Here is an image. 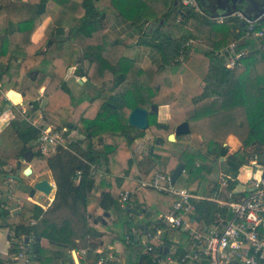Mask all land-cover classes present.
I'll return each instance as SVG.
<instances>
[{
    "label": "trees",
    "instance_id": "obj_1",
    "mask_svg": "<svg viewBox=\"0 0 264 264\" xmlns=\"http://www.w3.org/2000/svg\"><path fill=\"white\" fill-rule=\"evenodd\" d=\"M50 1L78 22L68 28L61 40L54 38L53 25L48 24L39 46L32 43L31 36L47 17V0H8L4 5L0 4V88L12 90L8 91L11 95L20 93L19 97L26 105H33L31 109L27 106L28 117L44 110V118L54 128H65V136L68 131L76 130L83 139L71 141L69 149L43 156L34 151L38 130L21 122L14 111V118L5 128L4 135L11 142L10 146L18 145L16 158L26 150H32L31 169L36 175L49 172L55 193L48 208L31 205L24 207L21 215L10 216L3 207L12 203L7 199L10 192L13 191L17 198H26L27 190L26 187L11 190L4 185L5 174L9 175L14 169L0 170V219L15 239H10L9 254H16L19 241L34 237L33 264H73L71 257L51 255L40 241L45 239L62 249H75V240L79 239L87 260L93 261L98 256L97 249L119 238L116 228H106L108 223H113L121 225L120 228L126 225L128 241H121L139 260L143 248L130 232L129 221L134 217L128 212L130 207L119 204L122 190H134L131 202H135L142 190L149 189L137 188L138 177L151 181L157 173L169 176L182 163L187 175L184 188L197 195L204 190L206 182L217 187L214 174L219 170L220 158H225L227 171L223 174L234 177L248 163L249 154L264 155V37H244L243 28L231 20L214 26L213 20L199 18L189 8L176 5V0H162L165 5L162 9L148 7L147 3L153 4L157 0ZM171 13L179 14L182 22L171 19ZM107 14L127 20L139 34L134 46L156 51L157 63L143 68L136 59L120 57L111 63L104 58L101 55L102 37L97 34L105 28ZM152 21L157 22V27L146 33L144 26ZM189 39L199 40L202 45H194L189 52L190 47L185 46ZM231 41L237 43V50L245 52L240 66L232 69L224 67V59L214 54ZM130 48L126 46L125 51L129 52ZM79 51L81 58L76 76L85 78L87 87L98 86L100 89L89 99L75 95L67 87L64 73L59 71L60 66L64 70L73 66ZM179 56H182L181 60L177 59ZM48 63L51 66L48 67ZM181 64L186 66L182 74L172 75L171 70ZM25 78L29 79V85L21 89ZM59 92L67 100L53 105L54 94ZM43 97H46V103ZM6 104L8 101L0 94V110ZM152 105H169L171 109V117L164 129L154 126L153 135L163 133L167 136L182 121L189 126L188 134L175 137L184 146L174 163L168 154H164L171 143L166 138L164 143L154 145L152 154H147L139 165L128 151L130 144L144 135L127 125L128 114L136 107L148 109ZM67 124L71 126L67 127ZM101 124L105 125L103 130ZM190 135L201 138L199 149L188 146ZM230 135L239 140L242 149L228 155L225 144ZM115 161L121 163L120 170L119 162L116 165ZM91 164H97L110 175L108 186H101L97 174H91ZM3 165L1 161L0 166ZM92 192L99 197L98 201H94ZM174 201L169 197L164 212L169 211ZM191 202L194 205L192 216H199L206 224L218 211L215 203ZM91 208L94 214L89 218ZM61 210H66L68 215L60 222L48 217ZM135 210L141 208L135 207ZM105 213L109 216L104 217ZM74 224L79 226L80 233ZM144 227L150 232L163 229L165 240L153 244L166 245L167 254L170 252L174 257L182 254L181 244L171 249L173 243L167 237L169 230L162 222L154 220L145 223ZM142 258L146 257L143 255ZM9 264L22 262L11 261Z\"/></svg>",
    "mask_w": 264,
    "mask_h": 264
},
{
    "label": "built area",
    "instance_id": "obj_2",
    "mask_svg": "<svg viewBox=\"0 0 264 264\" xmlns=\"http://www.w3.org/2000/svg\"><path fill=\"white\" fill-rule=\"evenodd\" d=\"M179 6L192 8L194 0H179ZM233 17L237 22H245L242 27L244 37H264V21L260 20L261 17L251 21L244 20L240 14H235ZM223 20L222 17H218L213 21L222 24ZM196 41L198 40L189 39L185 46L190 47L192 51V45ZM244 53L237 50L235 41L229 42L227 46L214 52L217 57L224 59V67L230 69L240 66ZM4 100L8 101V104L0 110V113H5L7 109L11 112L16 111L21 122L38 130V137L34 143L35 152L48 155L59 149L68 148L73 137L65 136V128H54L47 122L42 112L31 118L28 117L27 106L31 109L33 107L31 103L23 106L16 105L7 96ZM98 170V165H90L91 174H96ZM243 170L250 173L247 182L241 181L238 174L233 177L222 173L217 180V187L214 188L213 184L209 190L210 195H196L187 188L177 187L170 183L169 176L163 174H156L151 181L139 179L140 188H151L175 199L169 211L159 215L157 221L162 222L168 230L178 231L185 237V240L180 243L182 254L174 257L170 252L166 255L159 253L161 248L159 244H149L150 241L161 240V235L165 232L163 229L147 231L144 235L147 241L143 243L145 244L143 255L147 256V259L140 264H264V155L255 152L249 154L248 163ZM79 175L78 171L77 176ZM159 181H162V184H159ZM232 181L234 184L231 185ZM134 195V190H122L119 193L120 206L125 207ZM196 200L217 205L218 211L214 213L209 224L201 218L198 222L190 221V216L193 217L191 211L194 208L191 201ZM25 239L18 242L14 256L22 264H31L34 256V237H25ZM174 248L175 246L171 247L172 250ZM80 252L83 261L82 263L77 261L76 264H117L119 262L112 247L99 251L97 258L93 261L87 260L84 249Z\"/></svg>",
    "mask_w": 264,
    "mask_h": 264
},
{
    "label": "rangeland",
    "instance_id": "obj_3",
    "mask_svg": "<svg viewBox=\"0 0 264 264\" xmlns=\"http://www.w3.org/2000/svg\"><path fill=\"white\" fill-rule=\"evenodd\" d=\"M8 0H0V4L4 5ZM148 7L149 8H157V9H162L163 7H165L164 3L162 4V0H157L155 1L153 4L151 2L150 3H147ZM179 5V4H178ZM55 5L53 4L52 1L50 0H47V5H46V8L48 10V12H50V9H54ZM186 8V7H185ZM192 9V8H191ZM149 11H151L149 9ZM193 12L199 17V18H204V15H202L201 13H197L196 10H193ZM57 15L55 17H52V22L54 23L55 22V19ZM61 17H62V14H61ZM169 17L171 19H174L175 22H182V18L179 14H176V13H171L169 15ZM59 18H60V15H59ZM76 20V19H75ZM46 23V21H45ZM75 23V21H74ZM214 24V26H220L221 24L217 23L216 21H213L212 22ZM70 26V25H69ZM69 26H67L66 28L68 29ZM157 27V22H150L148 24H145L144 26V31L147 33V32H150L152 31L153 28ZM62 29L60 33H57L56 36H55V39L57 40H61L65 37V32L67 31V29ZM185 29V28H184ZM104 30V29H102ZM107 32H103L102 34H99V35H102V36H106L109 38L110 42H113V41H116L117 38L115 35H113L112 33H107ZM139 36V34H137V37ZM116 39V40H115ZM137 39V38H136ZM136 39H132V41H129L128 38H126V40H119L120 43H122V41H124L123 43V47L125 49V46L128 45L130 47H134V44H135V41ZM192 40V39H191ZM195 41V40H193ZM35 45H38V43H36ZM40 45V44H39ZM38 45V46H39ZM194 45H199L201 46L202 43L198 40L196 41L195 43H193V47ZM194 49V48H193ZM192 49V50H193ZM189 52H192L191 50ZM121 54V56H120ZM101 55L106 58L109 62L111 63H115L117 62V60L120 58V57H127V58H131V59H135L133 58L136 53L135 52H132V53H126L127 56H125V53H118V55L120 57H116L115 56H112L111 53H107V57L104 56V53H101ZM138 55V54H137ZM80 58H81V51L77 52V55H76V58H75V64H74V67L76 68V66H78L79 64V61H80ZM177 59L181 60L182 59V56H179ZM139 65L142 66L143 68H147L149 67L148 65H145V63L143 62H139ZM47 66H51V63H48ZM169 68H173V66H170ZM68 69V68H67ZM67 69L64 70V67L63 66H60L59 68V71L60 72H63L64 73V79H65V83L67 85V87L75 94V95H81L82 97H84V99H89L90 96H94L97 94V91H99V87L97 86L96 88H91V87H87L86 84L84 83L85 82V78H81V77H77L75 75V77L73 76V74L69 75V77H66L65 78V75H66V72H67ZM186 69V66L181 64L180 67H177V68H173L171 70L172 72V75H181L182 72ZM178 76V75H177ZM47 81V80H46ZM79 81H81L82 83H80ZM29 85V79H24V82L22 83V86H21V89L25 86H28ZM4 88H0V94L1 95H4L2 92ZM2 90V91H1ZM42 91H43V88H42ZM54 101H53V105L55 104H61V103H64L67 99L66 97L62 94V93H56L54 94ZM20 94H15V95H11L9 92L7 93V97H13L12 99H14V103L17 104V103H20L21 102V98L19 97ZM43 102L46 103L47 102V99L46 97H43L42 98ZM42 102V104H43ZM112 105V104H111ZM43 113H44V110H43ZM129 115V114H128ZM124 117V116H123ZM171 117V109H170V106L169 105H164V106H159L158 107V112L156 114V120L162 124L166 123L169 121ZM128 119V118H127ZM105 128V125L101 124V127L100 129L103 130ZM135 131V130H134ZM139 132L142 133V131L139 130ZM68 135H72V141H77L78 139H83V136L81 134L78 133V131L76 130H70L68 131ZM145 138L147 136H149V133L148 132H145ZM130 136V135H129ZM131 137V136H130ZM227 137L226 138V143H227V148H228V155L230 154H233L239 150L242 149V146L239 142V140L236 138V137H232V138H229ZM187 141H188V146L192 149H199L200 146H201V138L197 135H190L188 138H187ZM10 142V141H9ZM13 142V141H12ZM11 143V142H10ZM150 141L148 140L147 144H149ZM161 144V143H159ZM169 144V143H168ZM236 144V145H235ZM183 146L182 145V142H178L175 141L174 142H171L169 145H168V150L167 151H164V154H168L171 158V161L174 163L178 160V158L180 157V152L181 150L183 149ZM12 147V150H11V154H9V158L11 157V160H13L14 158H16V151H17V148H18V145L15 144L14 146L11 145L10 148ZM106 148L108 146H105ZM69 149V146L68 148ZM129 153H130V156L131 158L134 159L135 163L137 165H139L140 161L142 159H144V157L147 155L145 153L143 154H138V151H139V144L138 142L135 140L133 141L130 146H129ZM58 151H56L55 153H57ZM51 155H54V152H51V154H48V155H43V156H51ZM142 157V158H140ZM141 159V160H139ZM224 161H225V158H224ZM224 161H221V158L219 160V167H218V172L216 174H214V177L219 178V176L222 175V173H225V171H227L226 169V164L224 163ZM119 162V161H118ZM118 162H114V164H118ZM31 165V164H30ZM118 170H120V166H121V163L119 162V165H118ZM100 168V167H99ZM12 169H14V166H12ZM137 169L139 170V167L137 166ZM97 177L99 178V184L101 186H108L110 184V175L107 174L104 169L100 168L97 172ZM158 174V173H157ZM40 175V178L43 179H48V180H51L52 176L49 172H44L43 174H39ZM30 175H27L25 176V179H24V182H23V186L26 187V193L27 195L29 196V192H28V186H33L34 182H33V178L30 177ZM140 176V174L138 175ZM143 176V174H142ZM238 176L240 177V180L243 181L244 183L248 181L249 177H250V173L246 172L243 170V168H241L239 170V173H238ZM141 177V176H140ZM142 178V177H141ZM187 181V175H186V170L180 175V177L178 178V180L176 181L175 185L177 187H185V183ZM18 181H15L13 184L10 185V189L11 190H16V189H20V186L18 184L20 183H16ZM159 184H162V181H159ZM213 183L210 182V183H207L205 184V187H204V190L201 192L202 195H210V192L209 190L211 189ZM30 189V188H29ZM30 191V190H29ZM52 195V194H51ZM51 195H49L48 197H50ZM92 197L94 199V201L96 202V200L99 198L94 192H92ZM134 196H132L129 200V202H131V199L133 198ZM162 195L159 194L158 192H156L155 190H151L150 188L149 189H144L141 191V193L139 194L138 196V200L140 202V204L142 203V205L144 207H151V211L147 210V213L143 214V217L142 219H139L138 217H133L134 219V222H139V224L141 225L142 223H147V222H153L156 217L161 213V209H160V206L164 205L165 204V200L162 199ZM98 201V200H97ZM35 204H38V205H42L43 207L47 208V205L49 204V200L48 198H46L45 196L44 197H41L40 194L38 192H36L34 194L33 197H26L24 199V207H29L31 205H35ZM130 207H135L134 206H130ZM142 211V210H141ZM68 215V212L66 210H61L59 212H56L55 215L52 217V219H55L57 220L58 222H60L64 217H66ZM106 219V218H105ZM157 221V220H156ZM121 225H116L113 224V223H108L106 228H116L118 229ZM193 228H196L195 225H192ZM104 230V228H103ZM120 234L119 235V240H122L124 239V233H121L119 232ZM167 237L169 239V241L173 242V246L175 245H178L180 244L183 240H184V236L178 232V231H172V230H169L168 233H167ZM147 239L145 237H143L141 235V240L139 241L140 242V245L142 246V248L144 249V245L143 244L144 242H146ZM156 242V241H154ZM153 241H150L149 244H152L154 243ZM177 243V244H175ZM112 244V243H111ZM123 243H120L118 245V247L122 248L121 252H122V256H123V259H124V262L125 264H138V260L136 258V256L132 253L131 249L129 248H125V247H121ZM158 245V244H156ZM108 246V244L106 245ZM66 255V257H68L67 255V252L65 249H62ZM61 257V256H60Z\"/></svg>",
    "mask_w": 264,
    "mask_h": 264
},
{
    "label": "crops",
    "instance_id": "obj_4",
    "mask_svg": "<svg viewBox=\"0 0 264 264\" xmlns=\"http://www.w3.org/2000/svg\"><path fill=\"white\" fill-rule=\"evenodd\" d=\"M61 14H62V17H61ZM56 15H57V17H56L57 19H55V22L53 23L51 16L55 17ZM59 15H60V18H59ZM45 21H46V23H45ZM74 21H75V23H74ZM77 22H78L77 20L66 16L57 7H54V9H50V12H48V10H47V17L42 22V24L40 26H38L36 28V30L33 32L32 36H31V41L34 44L38 43L43 38L46 26L48 24H52L53 25V34H54V38H55L56 34L58 33V29H61V30L65 29L69 25H70L69 26V28H70L71 26H74ZM104 27H105L104 30H100L98 32L97 36L99 34H102L103 32H107V33H112L117 38V40L115 39L116 41L110 42L108 37H106V36L104 37V36L100 35L102 37V39H101L102 53H104L105 57L109 58L108 57L109 55L107 56V53L108 54L111 53L112 56L116 55V57H120L121 54L119 56L118 53H125V56H127L126 53L135 52L136 55L133 58H135L137 61L143 62V63H145V65H148V66H150L153 63H157V59H158V56L156 54L157 52L153 51L151 49L143 48V47H139V46H134V47L130 48L129 52L125 51V49L123 47V44H124L123 42L124 41H122V43H120L119 40H126V38H128L129 41H132V39H136L137 38V34H138L135 30H133V28L131 27V25L129 24V22L127 20H125L123 18H120V17H116L113 14H107L106 17H105V20H104ZM66 32H65V35H66ZM126 46L128 47V45H126ZM71 67H74V65L71 66ZM76 68H77V66H76ZM74 69H75V67H74ZM64 81H65V79H64ZM2 90H3L2 93L4 94V95H2L3 99L5 98V96H7V92L8 91H12V90L5 89V88L2 89ZM40 91H42V88L40 89ZM24 104L25 103H24V101H23V99L21 97V102L16 104V105H22L23 106ZM13 113L14 112L9 111L8 109L5 111V113H3V114L0 113V122H1V124H3L6 121L10 122V120H12L14 118V114ZM8 125H6L5 128ZM5 128L0 130V162L2 161L4 163L3 166H0V170L12 171L13 170L12 166H14V172H11L9 175L5 174V176L3 178V183H4V185L10 187V185L13 184L16 181V180H13L11 176H17V177L20 178V181H18L16 183H20V184H18L20 186V188H24L23 182H24V179H25V175L23 174V171L27 167L31 168V165H30V163H25V162L22 161L20 168H17L16 163H17L18 158H14L13 160H11V157L10 158L8 157L9 154H11L12 147L10 148V142H9L8 138L4 135ZM228 137L232 138L233 136L230 135ZM225 145H227V143ZM30 177L33 178L32 180H33L34 183L41 179L40 175H36L33 172V170H32V173H31ZM139 179H141V177H138V179L136 180L137 183H138ZM48 181H49V183L54 184L52 178H51V180H48ZM30 187L31 186H28V188H30ZM137 188H140L139 184H138ZM54 193H55V187L53 188V191L49 194V195L52 194L50 197H48L49 195L45 196L49 200V204L47 205V208L50 206L51 202L54 199ZM159 194H161L163 196L162 199L165 200V204L160 206L161 213L159 215H161V214H165L166 213V211L164 212V208L169 203V196L165 195V194H162V193H159ZM40 196L44 197L41 194H40ZM7 199L11 200L12 203L10 205H8V206L5 204L3 207H4V209H7L9 211L10 216H14V215L19 216V215H21L24 212V199L25 198H17L15 195H13V191H11L10 195L8 196ZM35 205H38V204H35ZM134 205H135V207L141 208L142 211L144 210L145 213H147V210L151 211V207H144L142 205V203L140 204L139 200H137L135 202H130V203L127 204V206H129V207L130 206H134ZM39 206H41L43 209H46L42 205H39ZM135 207H130V208H133L135 210ZM141 210H136V211L141 212ZM93 212H94V209L91 208V212H90L89 218L91 217L92 214H94ZM54 215H55V213L49 215L48 217L50 219H52V217ZM135 217H137V216H135ZM142 217H143V214H141V216H138L139 219H142ZM157 217H156L155 220H157ZM52 220L55 221V222H58L55 219H52ZM95 221L96 220H94V223H96ZM134 223L139 224V222H134ZM144 225H145V223L141 224V226H143V227H144ZM74 228L76 229V231L78 233H80V229H79V226L77 224H74ZM129 228H130L131 235H133L134 238L137 237V241L141 240V235L144 237L143 230H140L133 223H131ZM144 228H146V227H144ZM146 230H147V228H146ZM117 231H118V233L119 232L124 233V236H125L124 240H125V242L128 241L126 225H123L121 228L119 227L117 229ZM10 239H12V241L15 240L13 238V236H12V231L8 227L3 226V223H2V221L0 219V264H9V262H11V261H20V260H16L15 259V256H14L15 254L11 255V256L9 254ZM23 240H25V238ZM184 240H185V237H184ZM75 242H76V246H77L75 249L69 248V249H65V250L67 252L68 257H71L73 263L76 264L77 261H80V263H82L83 257L81 256V252H80L82 250L81 241L79 239H76ZM120 243H123V242L117 238V239H115L112 242V244L110 243V244H108V246H103V247H100L99 249H97L95 253L97 254L99 251L104 250L107 247H112L115 250L116 255L119 258V262L117 264H125L123 256H122V252H121L122 248L118 247V245ZM40 244H41V246L43 248L49 249L50 254L53 255L54 257H58V256L59 257L60 256L61 257H66V255H65L64 251L62 250V248H60V247H58L56 245L49 244L45 239H42L40 241ZM159 246L161 247V245H159ZM121 247L128 248L126 246V243H123L121 245ZM131 251L134 254V251L133 250H131ZM142 255H143V252H142ZM145 257H146L145 259L142 258L141 263L146 261L147 256H145ZM31 264H33V261L31 262ZM138 264H140V263H138Z\"/></svg>",
    "mask_w": 264,
    "mask_h": 264
},
{
    "label": "water",
    "instance_id": "obj_5",
    "mask_svg": "<svg viewBox=\"0 0 264 264\" xmlns=\"http://www.w3.org/2000/svg\"><path fill=\"white\" fill-rule=\"evenodd\" d=\"M198 1H202L203 4H210V0H198ZM227 3H231V0H225ZM233 1V0H232ZM222 10V9H221ZM264 13V9L260 12V14ZM260 14H255L253 15L252 19H256ZM217 16H221V17H225L228 16V13H223V14H218ZM261 21H264V15L260 18ZM240 27L244 26V22H240L239 23ZM74 67H69L67 69L66 77H69V75H71L73 73ZM36 74V72H35ZM80 83H82L81 81H79ZM109 106L111 108H114V105L109 104ZM158 107L156 105H152L149 110L144 109V108H140V107H136L133 110H131V112L128 115V119H127V125L133 128H136L138 130H145L147 128V115L148 113H157L158 112ZM9 124V121L4 122L3 124H1L0 122V130L4 129L6 125ZM70 124H67V127H70ZM189 126L187 124L186 121H182L180 123H178L175 128L173 133L169 134L167 137V141L170 142H174L175 141V137L176 136H180V135H186L189 133ZM132 138V137H131ZM163 139L161 137H157L156 138V143L162 142ZM33 158V153L32 150L28 149L26 150L17 160L16 166L17 168H20L21 166V162H25V163H30L31 160ZM221 161H224V158H221ZM184 172V164L179 163L174 170L172 171V173L169 175V179H170V183L171 184H175L176 181L178 180V178L180 177V175ZM32 173V169L30 167L25 168V170L23 171V174L25 176L30 175ZM13 180L16 181H20V178L17 176H11ZM55 187V185L53 186L51 183H49L48 179H40L38 181H36L33 186L31 187L30 191H29V197H33L34 194L36 192H38L39 194L43 195V196H48L52 191L53 188ZM128 212L133 214L134 216H141V214H144L145 211H141L138 212L136 210H134L133 208H128ZM109 214L105 213L104 217H108ZM200 220L199 216H194L191 217L190 216V221H196L198 222ZM134 220H130V223H133L135 226H137L140 230H143L144 235L147 234V230L146 228H144L143 226H141L140 224H136L133 222ZM96 222V221H95ZM102 223H104V220H101ZM205 230V228H204ZM166 237V232H163L161 235V241H164ZM135 240H137V237L134 238ZM26 240V239H25ZM168 252V247L166 245L161 246V248L159 249V253H162L163 255H166ZM143 255H141L139 257L138 263H141Z\"/></svg>",
    "mask_w": 264,
    "mask_h": 264
},
{
    "label": "flooded vegetation",
    "instance_id": "obj_6",
    "mask_svg": "<svg viewBox=\"0 0 264 264\" xmlns=\"http://www.w3.org/2000/svg\"><path fill=\"white\" fill-rule=\"evenodd\" d=\"M210 2H211L210 4H203L202 1L194 0V7H192V9L191 7H186V8H189L192 11L193 10L198 11L199 13L204 15V18L208 20H211V19L215 20L218 17H221V16H217L218 14L228 13V16L222 17L224 19L223 23L228 20H231L232 22L234 21L236 24H239L240 22H237L236 19L233 17V15L240 14L244 20L251 21V20H255V19H252L253 15L260 14V12L264 9V0H233V1L231 0V3H227L225 0H210ZM175 4L176 5L179 4V0H176ZM263 15L264 13L260 14L256 19H258L259 17H262ZM76 69L77 68H75L72 73L74 77L76 75L75 74ZM149 108L147 110H149ZM156 114L157 113H148L147 128L145 130H140L142 131L144 135L142 137H138L137 139H135L139 144L138 154L140 155L143 153L152 154L154 145L158 144L156 143V138L161 137L163 141L159 143L162 144L164 143L165 138L167 139L169 135L168 134L167 136H165L163 135V133L159 135H153L152 128L154 126L157 125L160 127V129H164L165 125L167 124V122L164 124L158 122L156 120ZM153 115L155 116V119L153 118ZM145 132L149 133V136H147L146 138H145L146 136ZM148 140L150 141L149 144H147ZM184 171H185V168H184Z\"/></svg>",
    "mask_w": 264,
    "mask_h": 264
},
{
    "label": "bare ground",
    "instance_id": "obj_7",
    "mask_svg": "<svg viewBox=\"0 0 264 264\" xmlns=\"http://www.w3.org/2000/svg\"><path fill=\"white\" fill-rule=\"evenodd\" d=\"M13 97H8V99H10V101H12L14 103V99H12ZM229 139V138H228ZM236 145V144H235Z\"/></svg>",
    "mask_w": 264,
    "mask_h": 264
}]
</instances>
